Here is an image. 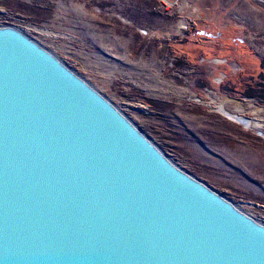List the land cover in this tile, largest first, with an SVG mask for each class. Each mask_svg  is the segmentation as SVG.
I'll use <instances>...</instances> for the list:
<instances>
[{
  "label": "water",
  "instance_id": "95a60500",
  "mask_svg": "<svg viewBox=\"0 0 264 264\" xmlns=\"http://www.w3.org/2000/svg\"><path fill=\"white\" fill-rule=\"evenodd\" d=\"M0 264H264V224L0 25Z\"/></svg>",
  "mask_w": 264,
  "mask_h": 264
},
{
  "label": "rangeland",
  "instance_id": "374dc122",
  "mask_svg": "<svg viewBox=\"0 0 264 264\" xmlns=\"http://www.w3.org/2000/svg\"><path fill=\"white\" fill-rule=\"evenodd\" d=\"M0 25L54 53L264 224V129L252 126L264 123V0H0Z\"/></svg>",
  "mask_w": 264,
  "mask_h": 264
},
{
  "label": "bare ground",
  "instance_id": "6f19581e",
  "mask_svg": "<svg viewBox=\"0 0 264 264\" xmlns=\"http://www.w3.org/2000/svg\"><path fill=\"white\" fill-rule=\"evenodd\" d=\"M217 108L218 110L220 111V113H222V115H224L226 118H228L229 120L231 121H234L236 123H239L241 125H243L245 128H248L250 127V120H248L247 118H244V117H241L239 115H236V114H232V113H229L228 111H226L224 109V106L222 103H219L217 105ZM236 110H239V109H236ZM252 126L259 132L260 129H264V123H261V122H258V121H255L253 122ZM264 135V133H261Z\"/></svg>",
  "mask_w": 264,
  "mask_h": 264
}]
</instances>
